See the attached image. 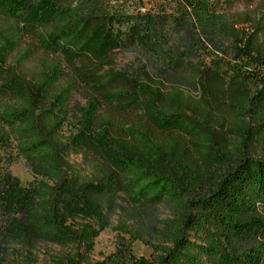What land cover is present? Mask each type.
<instances>
[{
	"label": "trees",
	"instance_id": "trees-1",
	"mask_svg": "<svg viewBox=\"0 0 264 264\" xmlns=\"http://www.w3.org/2000/svg\"><path fill=\"white\" fill-rule=\"evenodd\" d=\"M223 1L253 3L0 0V237L63 243L119 193L173 214L163 255L129 264H264V0ZM128 48L155 78L114 69ZM8 152L43 181L21 187Z\"/></svg>",
	"mask_w": 264,
	"mask_h": 264
},
{
	"label": "rangeland",
	"instance_id": "rangeland-1",
	"mask_svg": "<svg viewBox=\"0 0 264 264\" xmlns=\"http://www.w3.org/2000/svg\"><path fill=\"white\" fill-rule=\"evenodd\" d=\"M157 1L124 0L123 7L129 12L155 11ZM252 2L248 5L243 1H223L222 9L230 14L253 8L258 3L257 0ZM116 53L114 69L132 68L138 71L144 68L155 78L161 68L156 61L158 56L150 52L128 48ZM72 101L81 102L78 95H73ZM68 159L78 167L83 165L80 154H70ZM2 166L18 178L21 187L43 181L40 177H33L23 159L15 152L5 154ZM210 181L204 186H208ZM46 183L50 184L48 181ZM94 196L100 211L70 216L65 225L70 226L72 237L63 243L39 239L28 244L10 235L0 237V264H57L68 263L71 259L129 264L132 258L156 262L170 246L166 232L167 222L173 214L167 203L144 207L130 204L119 193ZM92 230L97 231L93 237L90 236Z\"/></svg>",
	"mask_w": 264,
	"mask_h": 264
}]
</instances>
